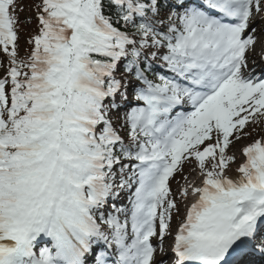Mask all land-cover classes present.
Segmentation results:
<instances>
[{"label": "snow or ice", "instance_id": "6c2138e0", "mask_svg": "<svg viewBox=\"0 0 264 264\" xmlns=\"http://www.w3.org/2000/svg\"><path fill=\"white\" fill-rule=\"evenodd\" d=\"M0 264H264V0H0Z\"/></svg>", "mask_w": 264, "mask_h": 264}, {"label": "rangeland", "instance_id": "374dc122", "mask_svg": "<svg viewBox=\"0 0 264 264\" xmlns=\"http://www.w3.org/2000/svg\"><path fill=\"white\" fill-rule=\"evenodd\" d=\"M22 44H23V42H22ZM250 142H251V139H250V138H246V139H244L243 141H241V142L238 143V144H242V145L245 144V145H246L247 143H250ZM189 167H190V166H188V167L185 168V175H187L188 170H189ZM190 178H191V177H189V179H190ZM183 182H184V181H183L180 177H177L176 180H174V181L172 182V184H171L173 191L176 192L177 188H178L180 185H182ZM177 199H179V196H178V195H177ZM173 226H175V224H174Z\"/></svg>", "mask_w": 264, "mask_h": 264}, {"label": "bare ground", "instance_id": "6f19581e", "mask_svg": "<svg viewBox=\"0 0 264 264\" xmlns=\"http://www.w3.org/2000/svg\"><path fill=\"white\" fill-rule=\"evenodd\" d=\"M241 145H236L231 149L232 153H235V155L237 156L238 161L243 159L242 155H241ZM197 178H194L193 180H196Z\"/></svg>", "mask_w": 264, "mask_h": 264}]
</instances>
